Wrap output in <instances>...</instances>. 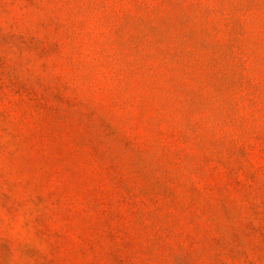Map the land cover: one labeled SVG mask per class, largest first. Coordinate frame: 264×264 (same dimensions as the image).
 I'll list each match as a JSON object with an SVG mask.
<instances>
[{
  "label": "rangeland",
  "instance_id": "obj_1",
  "mask_svg": "<svg viewBox=\"0 0 264 264\" xmlns=\"http://www.w3.org/2000/svg\"><path fill=\"white\" fill-rule=\"evenodd\" d=\"M0 264H264V0H0Z\"/></svg>",
  "mask_w": 264,
  "mask_h": 264
}]
</instances>
